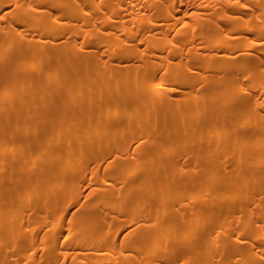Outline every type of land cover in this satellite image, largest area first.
<instances>
[{"label":"bare ground","instance_id":"1","mask_svg":"<svg viewBox=\"0 0 264 264\" xmlns=\"http://www.w3.org/2000/svg\"><path fill=\"white\" fill-rule=\"evenodd\" d=\"M0 264H264V0H0Z\"/></svg>","mask_w":264,"mask_h":264}]
</instances>
